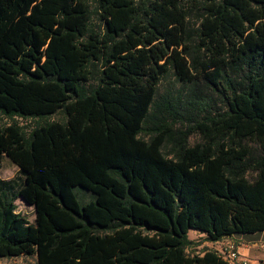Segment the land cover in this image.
<instances>
[{
    "label": "trees",
    "instance_id": "1",
    "mask_svg": "<svg viewBox=\"0 0 264 264\" xmlns=\"http://www.w3.org/2000/svg\"><path fill=\"white\" fill-rule=\"evenodd\" d=\"M56 113L0 127V258L226 264L189 231L264 230V0H0V114Z\"/></svg>",
    "mask_w": 264,
    "mask_h": 264
},
{
    "label": "rangeland",
    "instance_id": "2",
    "mask_svg": "<svg viewBox=\"0 0 264 264\" xmlns=\"http://www.w3.org/2000/svg\"><path fill=\"white\" fill-rule=\"evenodd\" d=\"M95 24H98L97 21H94ZM179 88V84L172 78L171 76H167L160 84L159 86V92L162 94L165 91L174 92ZM63 119L62 114L56 113L50 117L47 118H41V119H22L15 117L14 119H10L5 117L4 115L0 114V127L9 125L11 123H17L19 126L23 127L24 132H29L31 129H33L36 126L43 125L50 121H61ZM197 140L196 136H193L190 138V142H195ZM18 174L17 167L13 165L10 161L7 159H4L1 166H0V179L2 180H9L13 177H15ZM78 196L82 201H87L91 197V193L87 191H78ZM17 211L23 215L29 222L33 223L34 221V212L31 207H28L24 203H21L20 201H17ZM194 231H189L188 237L192 239L194 242H197L200 244L199 246L189 249L188 253H202L203 248L208 249H215L216 247H219L216 244H208L203 245L204 239H202L200 236H195ZM0 264H36V257H26V256H19V257H12V258H0Z\"/></svg>",
    "mask_w": 264,
    "mask_h": 264
},
{
    "label": "crops",
    "instance_id": "3",
    "mask_svg": "<svg viewBox=\"0 0 264 264\" xmlns=\"http://www.w3.org/2000/svg\"><path fill=\"white\" fill-rule=\"evenodd\" d=\"M195 236H200L202 239L204 235L194 231ZM238 245L239 253L242 256L264 263V230L254 234L234 235L231 236ZM212 243L203 242V245Z\"/></svg>",
    "mask_w": 264,
    "mask_h": 264
},
{
    "label": "built area",
    "instance_id": "4",
    "mask_svg": "<svg viewBox=\"0 0 264 264\" xmlns=\"http://www.w3.org/2000/svg\"><path fill=\"white\" fill-rule=\"evenodd\" d=\"M214 244L219 246L215 250L218 251L226 264H264L261 261L242 256L239 253L237 243L232 239H225Z\"/></svg>",
    "mask_w": 264,
    "mask_h": 264
}]
</instances>
